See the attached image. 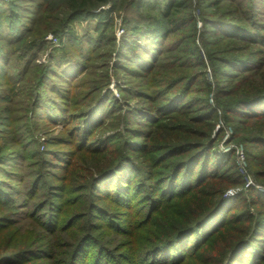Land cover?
Returning <instances> with one entry per match:
<instances>
[{"label": "trees", "instance_id": "1", "mask_svg": "<svg viewBox=\"0 0 264 264\" xmlns=\"http://www.w3.org/2000/svg\"><path fill=\"white\" fill-rule=\"evenodd\" d=\"M126 1L64 0L69 11L51 33L62 41L73 38L68 27L76 18L98 16L102 19L101 24L106 25L93 41L97 44L104 42L105 45L113 43L114 37L107 34L109 24L104 20L106 11L94 14L93 9L111 4V10H114ZM191 1L128 2V7L135 10L137 21L132 25L128 17L123 18L124 24L133 34L130 38L124 37L117 44L119 52L114 66L122 68V61L129 59L138 67V70L131 69L132 74L143 73L142 70L145 72L138 75L149 79L144 83L147 86L144 90L129 88L123 90V93L128 94V99L134 95L133 98L149 103V107H131L127 99H124L122 103L125 102L124 105L130 108L126 112L119 108L120 104L110 92L94 101L95 98L90 94L96 90L92 91L90 88H85L87 92L82 94L81 100H72L68 89L62 94L60 86L50 87L53 85L50 80L59 78L64 85L70 84L69 69L66 70V67L60 74L56 72L53 63L66 61L69 64L79 60L72 59L68 54L66 55L69 57L63 56L61 60H55L51 56L49 68L38 83L45 91L62 99L59 101L61 104L47 103L44 94L38 93L35 95L32 118L47 119L50 123H55L56 120L61 123L80 122V126L74 127L72 135V139L78 141L75 142L78 151L103 156L101 159L104 161L96 173L89 172L90 179L86 186H78L83 187L81 190L86 189L87 197L79 196V201L77 199L74 202L75 198L71 201L61 186H52L47 180V157L52 154L38 152L33 146L35 141L19 133L18 136V130L14 126V138L20 140H16L17 144L22 145L23 138L27 139V145L22 146L15 154L17 160L26 163L35 156L40 163L37 172L35 171L37 174H33L34 178L30 182L28 198L22 204L33 206L29 216L37 221L45 233L52 236V240L48 241L52 243V247L56 243L55 251L60 247L67 251H56L51 255L42 248L29 247L12 251L10 245L0 242V264H32L48 258H51L53 264H264V194H260L254 187L250 188L249 200L236 204L235 199H224V191L230 183L238 184L236 178L240 184L243 181L237 166L235 170L230 168L235 164L234 153L219 154L216 150L218 139L212 137L216 121L227 126L232 124L237 133L233 139L238 140L241 136L236 124L249 121L264 123V81L257 84L261 88L251 92H244L242 87L254 77L264 80V61L257 65L259 67H254L251 59L254 50L249 46L258 44L259 33L264 30V23H260V20L264 21V0H210V8L216 9L221 3H228L238 9L239 15L232 21L221 18L210 20L208 17L213 15L202 12L204 24L212 25L208 31H203L201 42L207 49L214 47L207 50L214 82L203 81L202 86L195 90L192 87L200 76L190 73V70L204 65L199 57L198 47L191 42L186 43L187 48H183L182 37L176 38L174 48H179L183 55H172L169 61V51L175 49L166 48L172 36L180 37L187 26L194 24L192 10L191 13L186 12L191 7ZM247 1L250 4L245 8ZM1 16L0 21L4 20V16ZM7 18L0 23V69H6L10 65L11 56L15 54L17 66L23 65L17 81L25 83L37 58V51H42L48 42L43 39L45 34L40 39L28 41L26 37L33 33V28H30V23L24 16L14 21H7ZM215 28L218 30H213ZM5 29L8 32H4ZM219 33L229 36L227 49L224 48L227 47L226 44L219 47L208 38L213 35L220 40L222 38ZM231 42L239 43V47L230 49V45L235 44ZM261 44L264 46V40ZM9 47H15L16 50L8 53L6 48ZM236 52H246L248 55L236 56ZM65 58L70 60H64ZM90 59L93 58L86 60ZM59 62L56 64L59 65ZM250 65L253 68L247 69L249 75L238 78L243 74L241 69ZM5 69L4 72L0 71V81L10 76L9 70ZM65 75L68 76L65 78ZM158 77L164 78L162 89L157 87L161 83L157 80ZM234 79L237 82L230 89L223 86L225 82H233ZM151 91H155L157 95L152 96ZM194 95H200V98L193 99ZM209 95L215 101L213 106L207 104ZM98 99L99 102L95 103ZM114 101L117 104L109 109L108 105ZM62 103L69 105L68 110ZM81 108L83 109L78 110ZM7 109L11 114V107ZM119 113H122L125 124L151 127L155 131L163 129L169 133H183L186 138L181 140L172 137L159 144L163 136L160 138L155 133L140 132L134 127H126L124 133L127 132L136 139L121 134L94 138L104 128L106 118L114 120ZM18 122L13 121L11 125ZM117 139H122L121 147L112 150L111 145ZM240 139L245 145H262L264 148L263 131ZM30 151H34L31 156L28 154ZM73 155L72 153L70 156L71 160H65L53 153V158L62 160H58L54 168L68 171L73 176L77 172ZM247 155L252 161L257 159L262 162V157L255 152ZM4 157L0 156V165L5 163ZM64 162L68 164L64 165ZM6 163L9 165V162ZM23 167L26 166L20 163L13 166L14 169L24 170ZM255 176L264 179V171L255 173ZM15 177L16 182L23 181L21 176ZM1 185L0 183V207H13L11 201L18 200L13 199L18 191L11 186L13 192L6 194ZM44 194L45 199L34 202ZM146 203L147 210L143 212L141 209ZM7 221L6 216L0 218V238L12 227ZM101 230H111L117 236L131 238L128 253L114 254L101 244L97 234ZM63 240L66 241L62 246Z\"/></svg>", "mask_w": 264, "mask_h": 264}, {"label": "rangeland", "instance_id": "2", "mask_svg": "<svg viewBox=\"0 0 264 264\" xmlns=\"http://www.w3.org/2000/svg\"><path fill=\"white\" fill-rule=\"evenodd\" d=\"M130 1L131 0H127L124 4L122 2L120 5L121 7L119 6V8L114 10H111V4L99 6L93 9L94 14H100L102 11H106V18L104 20L105 22H107V24H109L107 26V34L114 37V42L105 45L104 42L97 44L93 41L98 38L101 30L106 25L101 24L102 19L98 16L90 18H87L86 16H80L76 18L74 22L71 23L68 27L70 33H73V38L62 41L60 37L51 33V30L55 28L59 21L65 19L66 13H68L69 11L66 7V4L64 3V0H0V16H4V20L0 21V23L5 21L7 17V21H14L16 18L24 16V18H26L30 23V28H33V33L27 35L26 37L28 41L33 40L34 38L40 39V37L45 34L43 39L48 42V44L42 51H37V58L32 65L29 76L27 77V82L20 83V81H17V79H20L19 75L21 73L23 65L19 64L17 66V58L15 54L11 56L10 65L6 67V69H0L1 72H4V69L5 71L9 70L10 74V76H6L4 77V79H1L2 83L0 81V156H5V163L3 165H0V183L3 185H1V189L4 190V192H7L6 194L13 192V187H15V190L18 191V194H16L15 198H13L18 200L16 202L11 201V206L13 207H8V209H6L5 207H0V218L5 216L8 217L9 221H7L6 223L12 225V227L1 236L0 242L10 245V250L12 251L29 247L36 249L42 248L43 251H45L46 253L48 252L50 255L55 253L56 251L64 253L67 251L63 247H60L55 251L54 247L56 246V243L52 247V243L48 241L52 240V236L45 233L42 227L37 223V221L29 216V213H31L33 210V206H24V204H22L23 200L28 198L27 195L30 187V182H32L34 178L33 174L37 172L36 170L39 168L40 163H38L39 158L35 156L34 158H30L26 163H21L17 160L15 154H17V152L21 150L22 146L27 145V139L25 140L23 138L22 145L20 143L17 144V139L14 138L13 135L15 131L14 126L16 128V131L18 130L16 133L17 135L19 133V135H24L27 138L35 141L33 146L37 149L38 152H42L43 154H52L48 155L47 157L48 164L45 168V175L47 177V180L52 186H61L63 188V191H66V197L71 199V201L74 198V202H76L77 199L79 201V196L87 197L86 189L81 190V188L83 187L78 186H86L90 179L88 177L89 172L92 171V173H96L97 168L102 167L101 165H103L104 161L103 159H101L103 158V156H92L87 154L86 152L78 151V145L75 143L78 141L73 140L72 135L74 127L80 126V122L61 123V121L56 120L55 123H50L47 119L32 118L36 94H44L45 98H47L45 102L50 104L56 102L60 103V100H62L59 99L56 95L48 92V90H46V92L45 88L41 87L38 83V80L42 79V76L49 68V65L51 63V56H54L55 60H61V57L63 56H70L74 60H79L77 61L78 63L69 62V64L66 63V61H62L61 63L58 61L59 65L56 64L58 63L56 61L54 63L52 62L54 68L57 70L56 72L60 74H62L63 70H65L66 67V70L69 69L68 74L71 76L69 79L71 80V83L64 85L63 83H61L59 78H51L50 84L53 85H51L50 87L60 86V91L62 92V94L66 92V89H68V95H70L72 100H75L77 98L81 100L82 94L87 92L85 88H90L92 91L96 90V92L90 94V96H93L95 98L94 101L97 98L103 97L110 92L111 96L120 104L119 108L121 110H126V112H129L128 110H130V108L124 105L125 102L122 103L124 99H127L131 107L138 105L149 107V103H144L137 97L133 98L134 95H132V97L128 99V94L123 93V90H129V88H135L139 91L144 90V88L147 87L144 83L148 82L149 79L140 77L138 75H143V73L145 72L142 70L143 73L132 74L131 69L138 70V67L134 63H131L129 59L122 61L124 62L122 63V68L114 66V63L116 62L118 56L117 52H119V47L117 44H120L124 37L130 38L133 34L131 33V30H128L127 26L124 24L123 18L128 17V19L132 21V25L136 24L135 21H137L135 19V10L131 7H128V2ZM197 1L198 0H192L191 7L186 10V12H190L192 10L191 12L192 16L194 17V24L187 26V30L184 31L180 37L172 36L168 40V43L166 45V48L170 47L171 49H175V51H169L170 57L168 58L170 59H168L167 61L171 60L172 55H177L179 53L183 55L182 51L179 48H174L176 46L175 41L181 37L183 48H187L186 43L191 42V44H194L198 47L199 57L204 65L200 68H192L190 70V73L196 74V76H200V79H198L194 84V87H192L193 90L200 88L203 81H206L207 83L214 82L212 77V68L210 67L211 65L207 56V50H211L214 47L207 49L202 45L201 42L203 31H208L209 28H212V25L207 23L204 24V21L202 19V12L212 14L213 16L208 17L210 18V20L221 18L225 19L226 21H232L233 18H237L239 15L238 9L234 6H230V4L228 3H221L219 7L213 9L210 8V0H203L201 3H198ZM119 4L120 3H118V5ZM249 4L250 2L247 1L245 8H248L247 6ZM262 13L264 14V12ZM1 19L2 16L0 20ZM260 23H264V21L260 20ZM206 25L208 27H206ZM213 30L218 29L215 28ZM219 31L223 32L220 28ZM4 32H8L7 29H5ZM256 32L257 31H254V33ZM260 32L261 33H259V41H257L259 45H249L250 48L254 50L253 57L251 58L254 63V67L259 65L262 60L264 61V46H262L261 44L264 40V30ZM219 34V36H221L222 38L220 40L217 39V36L213 35H210L208 38L214 41L215 45H219V47L226 44L227 47L224 48L227 49L230 42L229 36H226L225 33ZM49 38H51V40H49ZM54 38L57 39V42L54 41ZM136 39H139V37H137ZM141 43H144V41L141 40ZM237 44L239 45V43ZM237 44L235 43L230 45L232 46L230 47V49L239 47ZM1 45L2 42H0V46ZM15 50V47L6 48V51L8 53L14 52ZM66 54H68L69 56ZM236 54H239L238 56L248 55V53L246 52H236L235 55ZM127 55L129 56L130 53H127ZM89 57L93 59L86 60ZM66 59L70 60L69 58H65L64 60ZM253 65L241 69V73L243 74H240L238 78L249 75V71H247V69H252ZM15 67H18V69H15ZM177 69L179 68L177 67ZM262 74H264V69L262 70ZM67 76L65 75L64 77L66 78ZM158 79L159 77L157 78V80ZM158 81H160L161 83L157 84V87L162 89L163 87H161V85L162 83H164V78H161ZM263 81L264 80H261L259 77L252 78L248 82H246L247 85L246 83L242 85V87L244 88L243 91L251 92L255 89H259L261 87H258L257 84ZM236 82L237 79H234L233 82H225L223 86L225 85V88L230 89L236 84ZM154 92L155 91H151L150 94L152 96H156L157 93ZM192 98H200V95H194L192 96ZM97 102H99V99L95 103ZM113 104H117V102L114 101V103H110L108 105V108L111 109V106ZM207 104L210 106H213L215 104L212 95L208 96ZM63 105V107L68 110L69 105H67V103ZM9 106L11 107L10 110H12L11 114L8 113L7 108H9ZM82 109L83 108L78 110ZM52 112L53 111H51V113ZM121 114L122 113H119L118 117H116L114 120L107 117L103 125L104 128L102 129V131L98 132L97 136H95L94 138L103 136L112 137L115 136V134H121L124 137L129 136L131 139H136V137H133L131 134H128L127 132L124 133L126 127H134L140 132H151V134L155 133L158 134V137L160 138L161 136H163V139L160 140V143L159 141H157V144H163L164 140L172 137H178L181 140L186 138L183 133H169L168 131L163 129L155 131V129L151 127L147 128L143 127L142 125L138 126L134 124H125V120ZM131 114H133V112H131ZM13 121L19 122L11 125ZM163 123H165V121ZM22 126L25 127L23 128ZM236 128L241 137L247 135L250 136L252 133H259V131H263L264 133V123L255 124L254 121H249L247 123H238L236 124ZM236 134V130L234 129L232 124H229V126H227L221 121H216L212 132V137L218 139L216 150L219 154H227L230 152L234 153L235 164L230 168H234L235 170V166H237L238 169L235 152L236 149H242L245 156L246 169L252 178L254 187L260 194H264V179L257 178L255 176V173L264 171V148L262 147V145H245L243 142L239 141L241 140V137L239 138V140L233 139ZM121 142L122 139H117L116 141H114L111 145V149H119L121 147ZM222 147L223 149L231 147L232 151L223 153ZM33 152L34 151H30L28 154L31 156ZM250 152H255L256 155L261 156L262 162H259L260 160L257 159L256 161L250 160L247 155ZM53 153H56L60 157H64L65 160H71L70 156L73 153L74 155L72 159H75V169L77 170V172L75 171L74 175L72 176L68 171H60L59 169L54 168L56 166L54 164L60 159L53 158ZM43 156V158H46L45 155ZM6 161L9 162V165H7ZM18 163L26 166L23 167L24 170H22L21 168H13V166L17 165ZM65 164L68 163L64 162V165ZM15 176H21L23 181L16 182L17 177ZM235 181L238 182V184L230 183L228 185V188L224 191L223 197H225L229 193V197L224 199H235L234 202H236V204L240 201L242 202L243 200H249L251 196L250 189H245L244 184H240L237 178ZM52 191H54V187ZM60 194L62 193L60 192ZM13 195L14 194L12 193V196ZM7 197L9 198V196ZM45 198L46 195L44 194L40 198H37L34 202L38 203ZM141 210L143 212L147 210V203L143 205ZM97 234L100 236L99 240L101 244L111 249L114 254L123 252L128 253L130 248L129 240L131 238L117 236V234L115 232H112L111 230L97 231ZM65 241L66 240L62 241V246L65 244ZM248 258L249 255H247V259ZM32 264H53V261L51 260V258H48Z\"/></svg>", "mask_w": 264, "mask_h": 264}, {"label": "built area", "instance_id": "3", "mask_svg": "<svg viewBox=\"0 0 264 264\" xmlns=\"http://www.w3.org/2000/svg\"><path fill=\"white\" fill-rule=\"evenodd\" d=\"M49 40H51V38H49ZM54 41L57 42V39L54 38ZM222 151H223V153H226V152L232 151V148L227 147L226 149H223V147H222ZM235 153H236V158H237L238 173L242 178L245 189H250V188L254 187V183L252 181L250 174L248 173V171L246 169L245 156H244L243 150L242 149H236ZM228 195H229V193H228ZM228 195H226L225 197L228 198L229 197Z\"/></svg>", "mask_w": 264, "mask_h": 264}, {"label": "water", "instance_id": "4", "mask_svg": "<svg viewBox=\"0 0 264 264\" xmlns=\"http://www.w3.org/2000/svg\"><path fill=\"white\" fill-rule=\"evenodd\" d=\"M226 198V197H225Z\"/></svg>", "mask_w": 264, "mask_h": 264}]
</instances>
